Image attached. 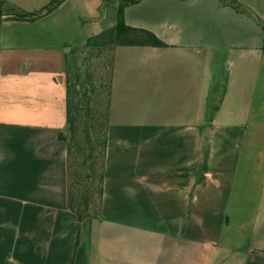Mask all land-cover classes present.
Returning <instances> with one entry per match:
<instances>
[{
  "label": "crops",
  "instance_id": "obj_1",
  "mask_svg": "<svg viewBox=\"0 0 264 264\" xmlns=\"http://www.w3.org/2000/svg\"><path fill=\"white\" fill-rule=\"evenodd\" d=\"M91 1L0 25V264H264V2L125 9L167 47L115 50L102 218L79 231L64 65Z\"/></svg>",
  "mask_w": 264,
  "mask_h": 264
},
{
  "label": "trees",
  "instance_id": "obj_2",
  "mask_svg": "<svg viewBox=\"0 0 264 264\" xmlns=\"http://www.w3.org/2000/svg\"><path fill=\"white\" fill-rule=\"evenodd\" d=\"M62 1L54 0L37 13L6 7L5 1H0V25L6 21L34 22L56 11ZM118 1L117 24L89 38L85 45L71 47L65 55L67 130L61 139L68 146V208L78 218L79 231L87 219L102 218L115 50L118 47H167L154 33L127 25L125 9L140 0ZM106 49L111 51V67L107 112L102 117L87 62L93 53L100 54ZM226 88V80L213 86L209 97V122L220 110Z\"/></svg>",
  "mask_w": 264,
  "mask_h": 264
},
{
  "label": "rangeland",
  "instance_id": "obj_3",
  "mask_svg": "<svg viewBox=\"0 0 264 264\" xmlns=\"http://www.w3.org/2000/svg\"><path fill=\"white\" fill-rule=\"evenodd\" d=\"M1 1H5L6 7L18 8L22 12H33L40 9L41 7L39 8V6L44 4V2L41 0H11V2L8 0ZM254 1L259 3V0ZM262 1L264 2V0ZM147 4L148 2L142 4L141 7H144ZM118 5V0H95L91 2H80L79 10L82 14V32L78 43L83 44L87 36H95L104 30L110 29V26H112V21L116 20L115 23L118 21ZM260 16L264 20V13H262ZM90 57L92 58L87 62V69H89L92 75V80L95 86V95L100 101L99 111L103 117L107 112L106 104L110 80L111 51L106 49L100 54L93 53V55Z\"/></svg>",
  "mask_w": 264,
  "mask_h": 264
}]
</instances>
